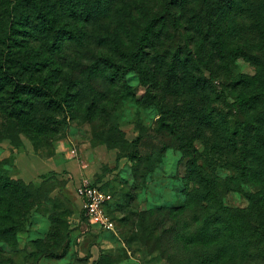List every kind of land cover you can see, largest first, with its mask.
Wrapping results in <instances>:
<instances>
[{
	"label": "rangeland",
	"instance_id": "1",
	"mask_svg": "<svg viewBox=\"0 0 264 264\" xmlns=\"http://www.w3.org/2000/svg\"><path fill=\"white\" fill-rule=\"evenodd\" d=\"M155 1L145 2L138 13L142 24L153 9L163 8ZM181 1L171 8L178 18L180 48L196 58L214 56L221 74L257 73L247 59H264V19L252 13L262 0ZM163 28L171 32L162 23L155 30ZM218 38L220 42L213 44ZM235 43L243 51L231 61L228 53ZM160 74L164 72L155 75ZM198 76L210 74L202 69ZM144 78L151 81L148 72H122L114 87L89 94L86 102H77L74 92L63 88L61 97L69 95L62 107L56 104L47 109V116L36 117L41 128L30 123L33 129L20 133V141H0V230L12 216L22 222L16 227L15 240L0 243V264H188L189 247L167 237L157 247L154 237L150 244L141 241L140 225L148 226L155 213L144 220L138 215L186 200L194 188L186 174L197 153L204 171L227 182L224 203L248 207L256 186L240 182L239 163L231 148L222 145L218 128L204 133L196 128L205 108L201 91L175 82L164 87L159 80L147 86ZM223 82L214 81L218 90ZM238 90H227L229 102ZM38 100L53 102L50 96ZM164 106L172 108L173 115ZM245 112L247 116L254 113L251 107ZM3 119L0 113V123ZM74 147L79 150L76 158L71 153ZM74 159L76 169H71L68 163ZM87 177L111 196L108 207L117 222L115 232L92 224L82 212L76 185ZM211 264L238 263L223 258Z\"/></svg>",
	"mask_w": 264,
	"mask_h": 264
},
{
	"label": "trees",
	"instance_id": "2",
	"mask_svg": "<svg viewBox=\"0 0 264 264\" xmlns=\"http://www.w3.org/2000/svg\"><path fill=\"white\" fill-rule=\"evenodd\" d=\"M145 2L148 5L150 0H0V113L6 117L0 123V141H20V133L33 129L30 123L41 128L38 119L47 116V109L62 107L69 95L61 97L63 91H73L77 102H86L91 94L114 87L122 72H148L151 81L159 80L164 87L172 82L179 87L188 84L201 91L205 107L196 128L203 133L218 128L222 145L231 148L239 163L240 182L253 183L255 192L246 208L226 205L227 182L204 171L197 153L186 174L194 185L186 200L138 215L144 220L155 213L148 226L140 225L141 241L150 244L154 237L157 247L167 237L189 247L188 264H211L223 258L264 264V59H247L257 67L254 75L221 74L214 56L196 58L177 44L179 23L171 8L180 6L181 0H156L163 8L153 9L142 24L138 13ZM253 12L264 19V0L252 7ZM160 23L171 32L156 31ZM234 45L228 53L231 61L243 51ZM202 69L209 72L208 78L198 76ZM158 71L163 76L158 78ZM217 79L224 81L221 90L214 83ZM150 82L142 81L147 86ZM228 89H239L233 102L228 101ZM48 96L53 100L50 104L38 100ZM247 107L254 113L243 115ZM163 110L173 115L172 108ZM108 212L113 217L109 207ZM21 223L13 216L4 223L0 243L15 240Z\"/></svg>",
	"mask_w": 264,
	"mask_h": 264
},
{
	"label": "built area",
	"instance_id": "3",
	"mask_svg": "<svg viewBox=\"0 0 264 264\" xmlns=\"http://www.w3.org/2000/svg\"><path fill=\"white\" fill-rule=\"evenodd\" d=\"M71 153L75 158L79 156L78 148H72ZM76 196L81 203L82 212L92 224L103 230L116 231L117 222L108 212L111 196L105 194L88 177L76 185Z\"/></svg>",
	"mask_w": 264,
	"mask_h": 264
},
{
	"label": "crops",
	"instance_id": "4",
	"mask_svg": "<svg viewBox=\"0 0 264 264\" xmlns=\"http://www.w3.org/2000/svg\"><path fill=\"white\" fill-rule=\"evenodd\" d=\"M76 160H72L68 163V166L71 168V169H76ZM80 181V180H79ZM77 197V196H76ZM78 199V198H77ZM79 200V199H78Z\"/></svg>",
	"mask_w": 264,
	"mask_h": 264
}]
</instances>
